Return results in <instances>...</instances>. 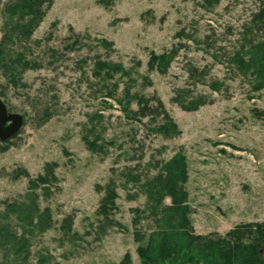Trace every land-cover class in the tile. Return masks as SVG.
I'll list each match as a JSON object with an SVG mask.
<instances>
[{
	"label": "rangeland",
	"instance_id": "1",
	"mask_svg": "<svg viewBox=\"0 0 264 264\" xmlns=\"http://www.w3.org/2000/svg\"><path fill=\"white\" fill-rule=\"evenodd\" d=\"M14 1L0 0V97L24 122L16 135L0 140V215L5 202L24 201L32 191L24 170L33 178L47 163L57 164L48 195L37 191L41 211L51 209L54 224L25 235L30 254L20 264H39L41 256L47 264H119L126 253L131 264H142L133 217L147 196L128 174L144 181L157 173V162L178 152L189 164L186 189L197 234L224 236L236 225L264 223V114L254 111L264 112V88L254 90L229 59L246 37L260 36L246 27L264 0H221L212 9L201 0H48L33 34L14 29L8 40ZM175 45L180 50L167 71L150 72L151 53ZM99 61L125 71L107 76ZM11 68L17 85L9 81ZM130 87L152 99L149 106L160 100L177 133L155 132L162 114L130 117L124 109ZM179 90L209 101L184 110L174 101ZM130 104L138 109L135 100ZM86 138L105 143V151H91ZM110 181L119 195L114 217L120 226L102 234L97 209ZM69 215L66 235L62 222ZM9 216L23 226L20 215ZM152 227L151 219L140 225L146 232ZM16 231L21 235L23 228ZM9 248L0 247V264L11 262Z\"/></svg>",
	"mask_w": 264,
	"mask_h": 264
},
{
	"label": "trees",
	"instance_id": "2",
	"mask_svg": "<svg viewBox=\"0 0 264 264\" xmlns=\"http://www.w3.org/2000/svg\"><path fill=\"white\" fill-rule=\"evenodd\" d=\"M48 0H15L9 10V17L15 19L13 31L10 30L6 38L13 37L14 29L19 35L31 36L36 27L45 15L44 2ZM204 7L214 8L221 0H201ZM53 0H50V5ZM28 17V18H27ZM26 19V20H25ZM25 20V22H23ZM246 31L260 34L259 37H246L240 48L230 55V61L234 69L250 79L252 88L256 91L264 88V4L253 14L251 22L247 25ZM180 36L194 39L193 35L181 31ZM195 40V39H194ZM176 46V45H175ZM171 48L168 52H152L148 60L150 72L156 71L165 73L175 58L180 48ZM4 58H0V63ZM7 65V64H6ZM4 65L9 71L10 66ZM99 68L107 70L106 75L113 72H124L122 65H110L108 62L99 61ZM99 71L101 72V70ZM194 75H200L197 68L192 70ZM204 76V74H203ZM9 81L17 85L19 80L17 73L10 70ZM218 82H211L213 89H219ZM112 95V94H110ZM124 109L131 117H155L163 115L164 122L158 124L155 132L166 137L177 133L178 125L170 117L163 103L157 98V106H149L152 99L139 93H132L126 89L124 93ZM136 101L138 109L130 108V102ZM174 101L187 111L197 110L209 100L204 96L188 98L183 90L177 92ZM255 113L264 114L259 110ZM98 139H102L101 137ZM88 148L95 152H104L105 143H96L85 139ZM103 140V139H102ZM57 164L47 163L45 173L31 178L30 174L24 170L23 175L30 177V189L28 197L21 202H5L6 213L0 215V247L9 248L13 252V258L8 264H20L25 262L30 254V238L38 229L43 232L52 228L54 220L51 209L46 207L43 211L38 202L39 187L43 195L47 196L52 180H56L54 166ZM157 173L152 177L141 181V177L129 173L132 181L139 184L143 193L147 196V203L144 208L134 209L133 226L134 238L138 245V254L142 264H264V257L260 251L264 248V223H247L236 225L224 236L215 234L201 235L194 230L191 219V207L189 204V193L186 184L189 180V164L184 153L178 152L169 160L160 161L156 164ZM105 192L100 202L97 214L100 216L98 229L104 234L111 227L120 226L114 217V212L118 209L116 200L119 195L114 181H110L103 187ZM100 187L99 189H103ZM170 198V203L166 199ZM9 214H17L16 218L23 223L14 225ZM151 219L153 227L148 232L140 228L143 220ZM63 229L67 233L72 232L73 216H67L62 222ZM17 226L23 228L22 234L18 235ZM26 227L30 230H26ZM76 233H73L72 239ZM48 257L41 256L39 264H47ZM50 264H59L57 262ZM119 264H131V255L126 253Z\"/></svg>",
	"mask_w": 264,
	"mask_h": 264
},
{
	"label": "water",
	"instance_id": "3",
	"mask_svg": "<svg viewBox=\"0 0 264 264\" xmlns=\"http://www.w3.org/2000/svg\"><path fill=\"white\" fill-rule=\"evenodd\" d=\"M24 118L21 114L9 112L0 97V140L6 141L16 135L22 128ZM264 257V248L260 251Z\"/></svg>",
	"mask_w": 264,
	"mask_h": 264
}]
</instances>
